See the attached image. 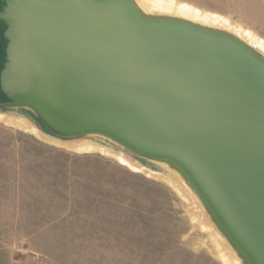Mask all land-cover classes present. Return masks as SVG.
I'll list each match as a JSON object with an SVG mask.
<instances>
[{"label":"water","instance_id":"1","mask_svg":"<svg viewBox=\"0 0 264 264\" xmlns=\"http://www.w3.org/2000/svg\"><path fill=\"white\" fill-rule=\"evenodd\" d=\"M0 108L176 168L243 264H264V57L133 0H1Z\"/></svg>","mask_w":264,"mask_h":264},{"label":"rangeland","instance_id":"2","mask_svg":"<svg viewBox=\"0 0 264 264\" xmlns=\"http://www.w3.org/2000/svg\"><path fill=\"white\" fill-rule=\"evenodd\" d=\"M176 1L264 41V0ZM20 109L0 113L43 132ZM5 120L0 118V264H225L216 242L238 256L196 193L183 185L182 196L161 177L173 176L166 163L139 157L100 134L57 139L43 132L65 142L56 143ZM76 140L120 151L156 175L70 144Z\"/></svg>","mask_w":264,"mask_h":264},{"label":"bare ground","instance_id":"3","mask_svg":"<svg viewBox=\"0 0 264 264\" xmlns=\"http://www.w3.org/2000/svg\"><path fill=\"white\" fill-rule=\"evenodd\" d=\"M133 1L136 3L138 8L144 14H148L151 16L153 15V16H158V17H165V18H170V17L171 18H180V19L187 20L189 22H192L194 24H197V25H200V26H203L206 28L217 29L220 31L227 32V33L235 36L238 39L244 40V42L247 45L252 47L254 50H256L260 55H262L264 57V41L263 40H261L258 37L254 38L253 36H251V38H250L248 33H243L241 31H238V30L232 28L231 26L225 24L223 22V20H221L219 17L215 16L214 14H211L209 12H203L200 9H198L194 6H191L190 4L180 3V2H177L176 0H133ZM246 38L248 40H245ZM2 117H4L5 119H8V120H5L6 123H13L12 125L17 126L19 128H23V129L28 130L30 132H33L38 136H40V133H41V135L47 137L48 139L55 141L56 143H64L65 144V142H63V141L53 139L50 136L44 134L39 129H37L36 127L31 125V123L29 124L28 123L29 121L26 122L25 120H22L20 118L14 119L16 117L13 118V117H10V116H7V115L0 113V118H2ZM24 125H26L30 128H28ZM66 143H69V142H66ZM70 144L75 145L79 149H82V150H97L101 153H104L107 155H112V156L118 158L122 163L127 164L133 170L143 172L148 176H153L154 174L156 175V173L152 172L149 169H146V167H144V166L140 165L139 163L127 158L122 152L115 151L114 149L106 147V146H101V145H99L93 141L76 140V141L71 142ZM167 167H169L168 169H170V172H172L173 176L170 177V176H166V175H161V177L163 179H165L175 189V191H177V193H179L180 195H182V196L185 195V193L182 189L183 185L186 186V188L188 190L187 192H190V194H193L192 193V192H194L193 189L186 182V180L180 175V173L177 171V169L173 168L171 166H168V165H167ZM202 228L208 231V229L205 228V226H203V225H202ZM209 233H210V230L208 231V234ZM212 237H213V240L215 241V238H214L215 236L212 235ZM218 242H219V240H218ZM216 244L220 247L221 251L223 252V256L225 257V261H224L225 264H243L241 260L239 261L236 258L238 256L232 257L231 252H229L227 249H222L225 245L221 247L220 245H222V244L219 245L217 242H216ZM235 255H237V254H235Z\"/></svg>","mask_w":264,"mask_h":264},{"label":"trees","instance_id":"4","mask_svg":"<svg viewBox=\"0 0 264 264\" xmlns=\"http://www.w3.org/2000/svg\"><path fill=\"white\" fill-rule=\"evenodd\" d=\"M22 112H24L26 115H29L30 117H32L33 119H35L37 122H38V126H39V128L43 131V132H45V133H47V134H49V135H51V136H54L52 133H50L43 125H42V123L39 121V119L30 111V110H26V109H20Z\"/></svg>","mask_w":264,"mask_h":264},{"label":"flooded vegetation","instance_id":"5","mask_svg":"<svg viewBox=\"0 0 264 264\" xmlns=\"http://www.w3.org/2000/svg\"><path fill=\"white\" fill-rule=\"evenodd\" d=\"M1 5H2V2H1V0H0V7H1ZM4 25L0 22V36L2 37V33H3V30H4ZM2 49H1V54H0V64H1V62H2V59H3V54H4V47H5V40H3L2 39Z\"/></svg>","mask_w":264,"mask_h":264},{"label":"crops","instance_id":"6","mask_svg":"<svg viewBox=\"0 0 264 264\" xmlns=\"http://www.w3.org/2000/svg\"><path fill=\"white\" fill-rule=\"evenodd\" d=\"M51 136V135H50Z\"/></svg>","mask_w":264,"mask_h":264}]
</instances>
